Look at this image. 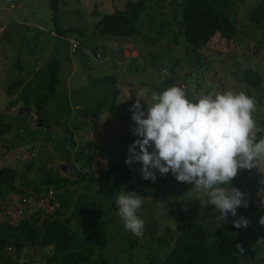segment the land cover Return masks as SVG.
Here are the masks:
<instances>
[{
	"label": "rangeland",
	"instance_id": "1",
	"mask_svg": "<svg viewBox=\"0 0 264 264\" xmlns=\"http://www.w3.org/2000/svg\"><path fill=\"white\" fill-rule=\"evenodd\" d=\"M128 1L135 0H59L60 25L77 31L58 35L50 30L47 0H0V166L17 171L0 198V220L15 225L32 212L49 215L57 209L55 200L48 204L53 195L40 182L38 167L52 174L73 170L82 152L92 148V166L118 163L133 171L116 198L100 197L95 182L67 191L72 207L77 201L71 227L89 243L93 257L111 264H142L153 255L161 259L185 219H201L213 237L227 214L251 201L257 233L247 248L252 264H264V21L248 19L260 0L234 3L233 37L216 35L196 54L187 52L178 11L167 2L161 7L159 0L144 3L137 35H100L94 28L100 16ZM164 22L166 30L155 35ZM64 37H74L80 50ZM85 46L91 55L83 53ZM52 59L56 81L43 104L44 125L35 101L46 92V62ZM245 68L259 74L256 86L240 79ZM158 92L170 95L197 122L221 121L206 152L192 156L184 133L173 138L165 160L153 159V148L131 143L133 136L148 138L150 130L124 127L117 116L137 111L138 101L141 113L152 110L151 125ZM4 124L10 125L5 131ZM68 136L74 147L67 145ZM67 148L70 156L64 159ZM27 161L31 169L21 177ZM127 204L134 208L129 211ZM50 253L51 247L5 250L9 264H44Z\"/></svg>",
	"mask_w": 264,
	"mask_h": 264
},
{
	"label": "trees",
	"instance_id": "2",
	"mask_svg": "<svg viewBox=\"0 0 264 264\" xmlns=\"http://www.w3.org/2000/svg\"><path fill=\"white\" fill-rule=\"evenodd\" d=\"M58 1L47 0L50 30L58 35H68L70 32L77 31L76 28L60 25ZM146 1L148 0L128 1L124 8H116L102 14L94 28L100 35L112 37L125 38L137 35L140 30L139 20ZM243 1L159 0L161 7L167 2L172 11H178L177 25L187 44L185 46L187 52L192 54H196L198 50L205 47L216 35L226 40L233 37L236 26L230 18V11L234 3ZM248 19L251 23L264 21V0H260L251 8ZM166 28V22L158 24L155 35L158 36ZM62 39L68 43L66 37ZM77 49L80 50L79 47ZM83 49L87 50V47H82V51ZM83 53L88 55L85 51ZM46 64L48 66L46 92L35 101L36 111L41 115L44 125L46 118L43 114V104L52 95L57 71L56 60H48ZM240 79L249 86H256L260 81L259 74L251 68L242 70ZM113 96H116V88ZM136 104L137 111H126L117 117L124 127L150 130V132L147 130L150 133L148 138L138 139L133 136L131 143L136 148H153L151 153L153 159H167L172 153L173 138L181 133L185 134L182 139L189 143L188 150L192 152L191 155L198 156L206 152L216 141L218 134L216 129L223 127L221 121L214 118L202 123L186 116L173 103L170 95L161 94V92H158L157 98L158 113L151 125H149V119L152 117V110L141 113L139 102L136 101ZM9 126L4 124L2 128L5 131ZM125 130L126 135L123 138L127 137L128 130ZM67 145L71 147L76 145L72 136H68ZM77 154H81V151L78 150ZM69 156L70 150L67 148L64 159ZM77 162H79L78 168L73 166V170L58 171L54 174L50 173L49 168L42 171L41 167H38L39 172L41 171L40 182L53 195L48 204L52 205L55 200L58 202V208L49 215L39 210L32 212L27 217L19 219L15 225L8 224L4 219L0 220V264H9V259L5 256V250L8 247L20 251L27 246L51 247V253L45 258L44 264H111L101 255L93 257L89 243L78 229L71 227L77 201L72 207L74 199L67 191H70L72 187L75 189L77 185L86 186L95 182L98 185L97 192L100 197L116 198L133 171L130 167L118 163L92 166V148L89 152H82ZM30 166V162H25V169L19 172L21 177H25ZM16 177L17 171L13 166H0V198L8 193L7 185H11ZM208 180L211 179L208 178ZM81 195L80 193L79 197ZM112 205L113 202H111ZM127 205L129 211L134 208L131 204ZM253 211L254 204L251 201L242 202L235 215L225 216L221 227L217 229V234L213 237L207 233L201 219H185L178 225V234L173 243L168 245L167 253L163 258L157 259L154 255L146 257L147 261L142 264H252L253 254L247 246L253 234L257 233V222L253 219ZM158 241L168 244L167 241Z\"/></svg>",
	"mask_w": 264,
	"mask_h": 264
},
{
	"label": "built area",
	"instance_id": "3",
	"mask_svg": "<svg viewBox=\"0 0 264 264\" xmlns=\"http://www.w3.org/2000/svg\"><path fill=\"white\" fill-rule=\"evenodd\" d=\"M67 42L69 43V45L72 47V49H77L78 47H80V43L74 38V37H66ZM83 51L87 52L88 55H91L90 52L86 49H83ZM92 57L96 60H98L100 58L99 53L95 52ZM54 205V204H52Z\"/></svg>",
	"mask_w": 264,
	"mask_h": 264
},
{
	"label": "water",
	"instance_id": "4",
	"mask_svg": "<svg viewBox=\"0 0 264 264\" xmlns=\"http://www.w3.org/2000/svg\"><path fill=\"white\" fill-rule=\"evenodd\" d=\"M22 110H25V109H23V108H22V109H20V112H19V114H20V113H22ZM27 111H28V110H27ZM58 167H59V169H62V167H63V164H60Z\"/></svg>",
	"mask_w": 264,
	"mask_h": 264
}]
</instances>
